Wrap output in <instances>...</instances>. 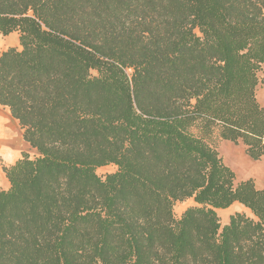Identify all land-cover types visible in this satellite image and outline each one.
Here are the masks:
<instances>
[{
  "label": "trees",
  "instance_id": "obj_1",
  "mask_svg": "<svg viewBox=\"0 0 264 264\" xmlns=\"http://www.w3.org/2000/svg\"><path fill=\"white\" fill-rule=\"evenodd\" d=\"M14 32L0 105L37 154L3 166L0 264H264V189L191 131L264 157V0H0Z\"/></svg>",
  "mask_w": 264,
  "mask_h": 264
},
{
  "label": "rangeland",
  "instance_id": "obj_2",
  "mask_svg": "<svg viewBox=\"0 0 264 264\" xmlns=\"http://www.w3.org/2000/svg\"><path fill=\"white\" fill-rule=\"evenodd\" d=\"M197 33L200 34L199 30ZM17 47L13 46L9 39L5 37L0 38V53L8 50L9 48ZM128 73H132L131 70ZM96 75V72H93ZM260 83L256 88V98L261 106L264 107V66L259 73ZM192 133L198 137L204 138L209 144L216 148L222 157L224 163L230 167L236 175V183L253 179L258 189H264V157L260 161H254L246 154V147L239 141L233 143L225 141L220 137V131L218 127H213L211 132H208L203 123L198 121L191 129ZM31 158H35L36 154L28 153ZM1 166L3 162L1 160ZM117 167L108 165L101 167L97 170V174L104 178L106 175L115 173ZM235 204V203H234ZM197 206L195 201L177 202L174 205V214L179 219L183 213L190 207ZM236 213L245 214L247 217L256 219L253 213L242 204L236 203L226 209H218L217 214L220 218L221 225L224 226L229 223L230 217Z\"/></svg>",
  "mask_w": 264,
  "mask_h": 264
},
{
  "label": "crops",
  "instance_id": "obj_3",
  "mask_svg": "<svg viewBox=\"0 0 264 264\" xmlns=\"http://www.w3.org/2000/svg\"><path fill=\"white\" fill-rule=\"evenodd\" d=\"M19 36L18 32H14L5 38L9 39V42L13 46L20 47ZM0 110V124L5 128L6 131L4 132L8 136H6L7 142L3 145L5 152L0 154V187L4 190H8L10 188V182L3 171L1 160L3 165L10 167L20 160L24 153H31L34 155L37 154V152L24 140L23 130L19 122L11 116L9 108L0 105ZM2 174L6 178H2ZM191 200L193 201L194 199H189L188 201Z\"/></svg>",
  "mask_w": 264,
  "mask_h": 264
},
{
  "label": "bare ground",
  "instance_id": "obj_4",
  "mask_svg": "<svg viewBox=\"0 0 264 264\" xmlns=\"http://www.w3.org/2000/svg\"><path fill=\"white\" fill-rule=\"evenodd\" d=\"M1 111V110H0ZM4 131H6L5 130V128L4 127H2V125L0 124V154H2L3 152H5V148L3 147V145L5 144V142H7V135L5 134V132ZM7 136V137H6ZM11 139H13V138H11ZM7 147V146H6ZM2 176V178H6L3 174L1 175ZM249 212H250V210H249Z\"/></svg>",
  "mask_w": 264,
  "mask_h": 264
},
{
  "label": "built area",
  "instance_id": "obj_5",
  "mask_svg": "<svg viewBox=\"0 0 264 264\" xmlns=\"http://www.w3.org/2000/svg\"><path fill=\"white\" fill-rule=\"evenodd\" d=\"M113 166H115V165H113ZM116 167V166H115Z\"/></svg>",
  "mask_w": 264,
  "mask_h": 264
}]
</instances>
